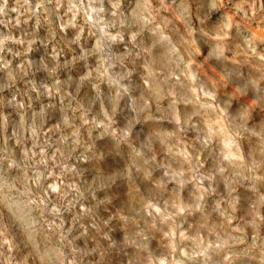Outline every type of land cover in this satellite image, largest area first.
<instances>
[{"label":"clouds","instance_id":"obj_1","mask_svg":"<svg viewBox=\"0 0 264 264\" xmlns=\"http://www.w3.org/2000/svg\"><path fill=\"white\" fill-rule=\"evenodd\" d=\"M254 23L264 0H0V264H264Z\"/></svg>","mask_w":264,"mask_h":264},{"label":"rangeland","instance_id":"obj_2","mask_svg":"<svg viewBox=\"0 0 264 264\" xmlns=\"http://www.w3.org/2000/svg\"><path fill=\"white\" fill-rule=\"evenodd\" d=\"M229 7L231 8L232 5L230 4ZM229 14H234V12H230ZM251 27L254 30L264 31V24L254 23V24H252ZM260 48L264 49V45H261ZM235 54H236L237 57L242 55V53H240V52H236ZM262 54H264V51H262ZM197 66L200 68V70H201L203 75H205L206 77L211 79L212 83H216V78H215V76L213 74L215 73V74L218 75V73H217V69L214 67V65H212L211 63H207V62H205V64H200L198 62ZM260 174H264V173H260ZM247 206L248 205H246V207ZM261 214L264 215V208L261 209Z\"/></svg>","mask_w":264,"mask_h":264}]
</instances>
